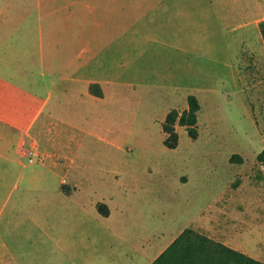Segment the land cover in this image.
<instances>
[{"label":"rangeland","instance_id":"374dc122","mask_svg":"<svg viewBox=\"0 0 264 264\" xmlns=\"http://www.w3.org/2000/svg\"><path fill=\"white\" fill-rule=\"evenodd\" d=\"M118 3L93 13L96 55L78 58L50 42L66 43L58 2L0 0L4 260L150 264L190 228L264 262L258 26H240L239 0ZM190 96L197 136L176 123L169 149L162 124Z\"/></svg>","mask_w":264,"mask_h":264},{"label":"trees","instance_id":"16d2710c","mask_svg":"<svg viewBox=\"0 0 264 264\" xmlns=\"http://www.w3.org/2000/svg\"><path fill=\"white\" fill-rule=\"evenodd\" d=\"M258 31L264 43V19L259 22ZM198 111L197 99L190 96L185 110L168 112L162 124V131L165 134L163 144L167 148L174 149L177 146L176 123L186 128L191 139L196 138ZM257 158L261 162L264 161V149ZM97 211L102 216L107 215L100 207H97ZM151 264H264V262L187 228Z\"/></svg>","mask_w":264,"mask_h":264},{"label":"crops","instance_id":"0c3cea01","mask_svg":"<svg viewBox=\"0 0 264 264\" xmlns=\"http://www.w3.org/2000/svg\"><path fill=\"white\" fill-rule=\"evenodd\" d=\"M45 1H51V2L55 1L60 4V6L57 5L56 7H54L55 9L54 11L56 12V14L58 13L57 21L59 23L57 25V28L62 33H64V30H66V34L64 33L66 35L65 37L66 43H60V42H64V40H61L58 43H54L50 40V42L55 45V49L59 50L60 52L65 51L64 53H69V50H72L75 56L77 55L78 58L79 57L88 58L89 55L91 56L96 55L93 54V52L95 51V46L97 45V43L93 41V39L96 38L92 37L89 31V20H91L93 13L96 10H98V7L112 6L114 4H117L118 1L120 0H45ZM239 3L243 5L242 11L244 13H247L246 16L241 20L242 24H240V26L242 27L248 26L250 23L253 24L254 26H258L259 22L264 19V17L261 19L257 18L261 13H264V0H239ZM41 6H42V1L40 7ZM101 11H103V9L100 10L99 12ZM105 12L106 10L104 11L103 14H105ZM109 13L110 15L113 16L115 11L112 12V10L109 9ZM102 20H104V17L102 18ZM101 26H103V24H101L100 27ZM53 27L52 30L54 29ZM59 31L58 33H60ZM52 33L54 35L56 34V32L54 31ZM29 139L30 138L27 136V134L25 135V137H22L20 144L21 146L18 155H20V150L22 146L25 144L27 145L29 143ZM15 161L17 162V159H15ZM60 180L58 182L57 187H59V184L61 182ZM1 251L2 250L0 247V264H15L13 263V261L4 260ZM52 264H59V263H52ZM69 264H107V263L100 261L76 260L74 262H70ZM109 264H114V263H109Z\"/></svg>","mask_w":264,"mask_h":264},{"label":"built area","instance_id":"2783aa9c","mask_svg":"<svg viewBox=\"0 0 264 264\" xmlns=\"http://www.w3.org/2000/svg\"><path fill=\"white\" fill-rule=\"evenodd\" d=\"M31 161L33 162V161H34V159H30V162H31Z\"/></svg>","mask_w":264,"mask_h":264}]
</instances>
